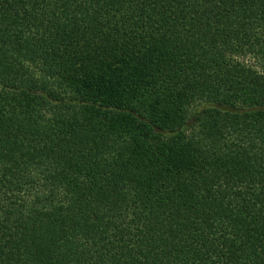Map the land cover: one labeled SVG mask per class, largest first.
I'll return each mask as SVG.
<instances>
[{
    "label": "trees",
    "instance_id": "obj_1",
    "mask_svg": "<svg viewBox=\"0 0 264 264\" xmlns=\"http://www.w3.org/2000/svg\"><path fill=\"white\" fill-rule=\"evenodd\" d=\"M0 264H264V0H0Z\"/></svg>",
    "mask_w": 264,
    "mask_h": 264
}]
</instances>
